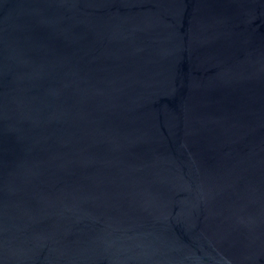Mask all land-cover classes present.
Masks as SVG:
<instances>
[{"label": "water", "instance_id": "95a60500", "mask_svg": "<svg viewBox=\"0 0 264 264\" xmlns=\"http://www.w3.org/2000/svg\"><path fill=\"white\" fill-rule=\"evenodd\" d=\"M0 264H264V0H0Z\"/></svg>", "mask_w": 264, "mask_h": 264}]
</instances>
